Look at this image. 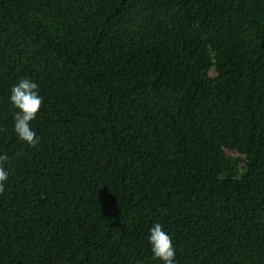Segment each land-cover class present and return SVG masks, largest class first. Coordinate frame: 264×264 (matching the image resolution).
<instances>
[{"label": "trees", "instance_id": "16d2710c", "mask_svg": "<svg viewBox=\"0 0 264 264\" xmlns=\"http://www.w3.org/2000/svg\"><path fill=\"white\" fill-rule=\"evenodd\" d=\"M0 128V264H264V0H0Z\"/></svg>", "mask_w": 264, "mask_h": 264}, {"label": "clouds", "instance_id": "9594fccd", "mask_svg": "<svg viewBox=\"0 0 264 264\" xmlns=\"http://www.w3.org/2000/svg\"><path fill=\"white\" fill-rule=\"evenodd\" d=\"M10 102L17 111L14 113V132L20 141L35 147L38 143L32 122L37 119L44 107L43 97L39 93V86L28 78L21 79L11 88ZM0 128V132H6ZM7 154L0 155V194L5 192V183L9 173L5 165L8 163ZM149 242L154 258L163 264H174L176 250L172 237L165 231L161 224L156 223L150 230Z\"/></svg>", "mask_w": 264, "mask_h": 264}]
</instances>
